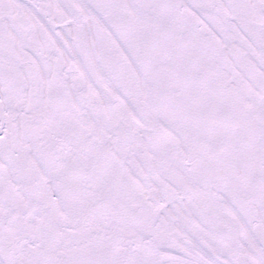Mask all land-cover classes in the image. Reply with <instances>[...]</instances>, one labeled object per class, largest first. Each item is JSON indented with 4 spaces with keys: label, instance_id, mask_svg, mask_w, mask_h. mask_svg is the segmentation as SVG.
Masks as SVG:
<instances>
[{
    "label": "snow or ice",
    "instance_id": "1",
    "mask_svg": "<svg viewBox=\"0 0 264 264\" xmlns=\"http://www.w3.org/2000/svg\"><path fill=\"white\" fill-rule=\"evenodd\" d=\"M0 264H264V0H0Z\"/></svg>",
    "mask_w": 264,
    "mask_h": 264
}]
</instances>
